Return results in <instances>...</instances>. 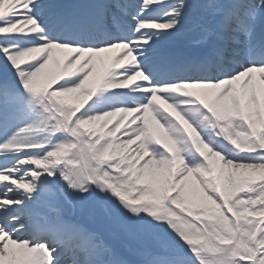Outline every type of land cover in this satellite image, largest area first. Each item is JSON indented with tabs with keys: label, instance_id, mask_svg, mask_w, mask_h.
<instances>
[{
	"label": "snow or ice",
	"instance_id": "6c2138e0",
	"mask_svg": "<svg viewBox=\"0 0 264 264\" xmlns=\"http://www.w3.org/2000/svg\"><path fill=\"white\" fill-rule=\"evenodd\" d=\"M0 264H264V0H0Z\"/></svg>",
	"mask_w": 264,
	"mask_h": 264
}]
</instances>
